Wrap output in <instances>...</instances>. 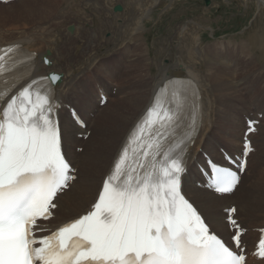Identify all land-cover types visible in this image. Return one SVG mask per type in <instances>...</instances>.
I'll return each mask as SVG.
<instances>
[{
  "label": "snow or ice",
  "instance_id": "6c2138e0",
  "mask_svg": "<svg viewBox=\"0 0 264 264\" xmlns=\"http://www.w3.org/2000/svg\"><path fill=\"white\" fill-rule=\"evenodd\" d=\"M35 55L20 44L0 48V264H247L238 209L216 215L184 186L202 123L191 79L162 82L90 208L38 236L77 180L58 112L66 107L70 124H86L80 109L57 102L60 74L33 77ZM257 123L248 120V133ZM252 151L245 134L239 160L224 154L234 168L207 159L204 190L233 193ZM260 231L255 255L264 258Z\"/></svg>",
  "mask_w": 264,
  "mask_h": 264
},
{
  "label": "bare ground",
  "instance_id": "6f19581e",
  "mask_svg": "<svg viewBox=\"0 0 264 264\" xmlns=\"http://www.w3.org/2000/svg\"><path fill=\"white\" fill-rule=\"evenodd\" d=\"M83 1L87 2V5H91V1L98 2L99 0ZM150 1L152 2L151 4H149L148 6H143L144 4L142 5V0H133V3L136 7L132 6L129 9V16L137 20L133 28V33L143 30L144 19L151 14L152 9L158 3L162 2V0ZM257 2L260 8L264 7V0H258ZM60 3L61 1L58 2L57 0H14L6 4L0 3V14L6 13L9 16L13 17V22H3L4 27L0 31V46L18 43L22 45L23 49L25 50L35 51L37 53V57L35 60V70L33 72V77L39 75H47L51 71L62 73L63 80L56 88L58 99L62 102L63 105L80 109L83 113V118L88 124L86 129H81L77 125L70 124V116L66 112L65 108L63 107L60 110L62 129L67 128L64 146L69 159L74 164V166L78 168L79 176L74 182L72 188L68 190L65 195L61 196L60 203L58 204L59 211H57L54 218L49 221V227H58L62 223L85 213V211L90 208V205L95 200L98 187L100 186L103 177L109 170V166L114 154L120 148L121 144L129 134L132 127L148 108L155 92L162 84V82L175 76L191 77L198 83L199 89L201 91L203 114L200 133L190 153L191 159L189 162V172L184 177V186L186 187L189 195L196 197L201 201L202 204H204L205 207L210 208V210L216 215L222 216V210L224 207L236 205L238 209V222H240L241 226L246 229V232L243 235L244 245H246L250 250L253 246V241L255 240L253 246V249H255L256 242L260 237V229L264 227V170L262 166L258 164L260 165V168L262 170L259 171L256 179L250 183L251 190L249 193H247V187L246 189H244L243 195L236 199H225L226 197L223 196L234 195L239 192V190H241V188L244 186L243 183L245 182L246 177L249 175L251 161L259 155L258 153H264V118L262 119L261 124L258 127V132L255 134L252 133L250 135V138L253 141L254 150L249 155V165L247 171L245 172L241 183L237 186V189L231 194H224L222 197L218 195L214 196L212 193L205 191V182L203 180V177L197 166L192 162L197 159L201 164L205 165L206 157L203 151L213 155L217 159L224 160L222 153L217 152L216 147L214 146V143L218 145V147L222 146L219 145L220 142L214 141V135L218 123V108L216 109V106L220 102V100L222 101L224 99H221V96H223V94L220 95L218 93V90H216L217 92H214L216 88H220L221 90L222 87H224L225 83H223V81L225 80L224 75L218 71L219 64H217L216 62L215 64H207L206 69L208 74H205L206 76L203 77L204 75L200 73L201 70L197 71L196 68H193L184 60L177 59L179 57L176 56V60L171 62L168 66L160 68L161 70H159L158 73L160 75L156 76V78H152L151 76V65L147 66V71L141 73L138 72V69L142 68L140 66L142 64H135L132 65L131 68L132 70H135L133 73V77L131 78L135 82L133 84H131L130 82L126 83V81L128 80V75L125 76V74L121 76L120 82L118 81L120 84V88L117 95H112L113 88L111 89L110 85L108 84L109 82L107 81H104V83L101 84L97 83V90L95 86V83L97 82L96 81L94 82V89L87 90L85 73L86 71L88 72V70L93 69L96 66L97 62L94 61L92 63H89L87 60L85 61V63L79 64L80 58L82 57L80 51H83V53L85 51L86 53L88 48H91L88 47L87 44L86 50H84L85 47L82 44H85V42H90L93 37H91V35L89 36L88 32L82 34L80 30L83 31L84 29L81 27V25L74 24L70 25L73 27V31H71L73 32V34L69 33V36L67 34V37L69 39L66 42L62 34V26L60 25L62 21L59 23L57 20L50 23L52 27H50V25L48 24L49 27L45 26V28L42 27L40 29L31 28L32 30H29V25L32 26L33 24L36 25L38 23H47V21L49 20L56 18L58 19V17L62 18V16L59 15ZM36 12H38V15L36 14ZM38 16L43 20L38 21ZM20 19H23V21H20ZM14 22H17L18 26H16ZM9 24H11L12 27L5 28ZM67 27L70 31L69 26ZM65 29L67 30L66 27ZM180 30L182 32L181 35L186 34L188 30L187 24L184 25V27ZM50 34H53L52 37ZM74 35L79 36L80 39L85 38V42H83V40H80V44L83 42L81 45H78L77 43V48L79 49L77 52L72 50L74 45L73 42L77 37L75 36L76 38L74 39L73 37L72 39V37L70 36ZM193 35L196 39V43L202 40L201 37H197L198 33H193ZM189 42L191 44V41ZM197 46L199 45L197 44ZM72 51L75 53H73ZM188 51L189 53L193 52L192 49H189ZM197 53H199V51ZM80 54L81 57L79 56ZM47 55H49L50 60H52V63L48 66L44 63V58L47 57ZM136 67L138 68L136 69ZM85 68L86 70H83ZM162 69H165V71ZM112 83H114V80ZM127 84L132 88L131 91L125 92V96H123V91L125 90V86ZM226 87H229V85H226ZM225 88H223V91L221 90V92H224ZM231 91L232 90H230V92ZM104 93L109 96V100L104 106H101V102L98 97ZM216 93L218 94L215 95ZM214 95L217 98L216 103ZM122 96L123 99L118 109L111 108L110 104H113L116 101L120 100L118 98ZM233 97L236 96L233 95ZM260 107L261 105L258 106V110L256 111H262ZM93 116L95 119L92 118ZM105 117H107L108 120L106 122H103L102 120ZM246 118L247 115L244 116L245 124L241 128L239 140L235 145H233L230 139H222V141H224V146H222L221 152L222 149H225L232 154H241V150L243 147V136L245 131L247 130V120L249 119ZM92 125L94 126L92 127ZM94 128L96 129V131L94 130ZM88 130H92L91 135L87 138V140L81 139L80 134L84 133L85 135ZM94 131L100 134V136H97L96 141L94 140L95 137L93 136ZM88 144H91L90 151L88 150ZM80 145H84L87 150H84L83 153H78L76 151V147ZM86 162L90 163L92 169L91 171L93 172L90 177H87L85 174L81 173V168ZM197 181L201 183L198 184L199 186L196 185ZM94 187L97 188L96 191L93 190ZM248 264H264V259H257L253 254L249 253Z\"/></svg>",
  "mask_w": 264,
  "mask_h": 264
},
{
  "label": "rangeland",
  "instance_id": "374dc122",
  "mask_svg": "<svg viewBox=\"0 0 264 264\" xmlns=\"http://www.w3.org/2000/svg\"><path fill=\"white\" fill-rule=\"evenodd\" d=\"M57 1H61L59 15L62 18L58 17V19L47 21V23L29 25V30L49 27L50 23L57 20L59 23L62 21L60 25L66 42L69 39L67 34L68 36L69 33L73 34L67 26L74 24L81 25L84 29L83 31L80 30L82 34L88 32V35L93 37L90 42H85V38L80 39L76 35L70 36L72 39L77 37L73 42V51L79 50L77 43L79 45L80 40L85 42V44L81 43L85 47H83L84 50H86L87 44L88 47H91L86 53L80 51L84 57L79 55L81 57L79 64H83L87 60L89 63L97 62L93 69L88 70V68V72L85 73L87 90L94 89V82L96 81L95 86L97 83L101 84L107 81L111 89L113 88L112 95H117L121 76L128 75L126 83L133 84L135 82L131 79L135 71L131 68L135 64H142L140 65L142 68L138 69V72L141 73L147 71V66L151 65V76L156 78L160 75L158 74L160 68L168 66L176 60L177 56L179 57L177 59L184 60L197 71L201 70L200 73L205 77L208 74L206 65L216 62L220 67H218V71L224 75L226 81L228 80L227 82L223 81L225 83L221 90L223 91L226 85L229 87H226L224 92H221L220 88H216L214 91L217 92L216 90H218L220 95L223 94L221 99L224 98L216 106L219 119L217 118L214 141H218L220 142L219 145L224 146L222 139L227 138L235 145L240 138L241 128L245 124V115L259 118L258 115L261 113L264 118V7H259L258 0H210L209 5H206L205 0H162L144 19L143 30L135 33H133V28L137 20L129 16V9L132 6L136 7L133 0H99L98 2L91 1V5H87V2L83 0ZM117 3L123 5L122 13L113 10ZM151 3L150 0H142L143 6H148ZM36 14L38 15V12ZM12 19L13 17L6 13L0 14V31L4 27L3 22H13ZM41 20L43 19L38 16V21ZM14 24L18 26L17 22ZM186 24L188 30L182 36L180 29ZM8 27H12L11 24L5 28ZM193 33H198L197 37H201L202 40L200 39L201 41L196 43ZM50 35L52 37L53 34ZM189 49H192L194 53H189ZM198 51L199 53H197ZM162 70L165 71V69ZM112 79L114 83H112ZM131 88L127 84L123 96H125V92L131 91ZM230 90L232 91L230 92ZM123 96L118 98L120 100L110 104L111 108L118 109ZM259 105H261L262 111H256ZM107 120L108 118L105 117L102 121L106 122ZM94 130L96 131L95 128ZM95 131L93 133L95 139H93L96 141L100 134ZM88 137H84V140H87ZM214 146L216 151L221 153L222 146L218 147L215 143ZM84 150H87L84 145L76 147L78 153H83ZM88 150H91V144H88ZM258 154L250 163L249 175L243 183L244 186L234 195L223 196L226 197L225 199H236L242 196L247 187V193L250 192V183L256 179L259 171L262 170L260 165L264 170V162H262L264 161V153ZM91 170L90 163L86 162L81 168V173L90 177L93 173ZM93 190L96 191L97 188L94 187Z\"/></svg>",
  "mask_w": 264,
  "mask_h": 264
},
{
  "label": "water",
  "instance_id": "95a60500",
  "mask_svg": "<svg viewBox=\"0 0 264 264\" xmlns=\"http://www.w3.org/2000/svg\"><path fill=\"white\" fill-rule=\"evenodd\" d=\"M205 1H206V4H207V5L210 4V0H205ZM121 8H122V7H121L120 5H117L115 9H116V10H121ZM70 30L73 31V27H72V26H71Z\"/></svg>",
  "mask_w": 264,
  "mask_h": 264
},
{
  "label": "built area",
  "instance_id": "2783aa9c",
  "mask_svg": "<svg viewBox=\"0 0 264 264\" xmlns=\"http://www.w3.org/2000/svg\"><path fill=\"white\" fill-rule=\"evenodd\" d=\"M207 5V4H206Z\"/></svg>",
  "mask_w": 264,
  "mask_h": 264
},
{
  "label": "flooded vegetation",
  "instance_id": "af4514ba",
  "mask_svg": "<svg viewBox=\"0 0 264 264\" xmlns=\"http://www.w3.org/2000/svg\"><path fill=\"white\" fill-rule=\"evenodd\" d=\"M46 53V52H45Z\"/></svg>",
  "mask_w": 264,
  "mask_h": 264
}]
</instances>
